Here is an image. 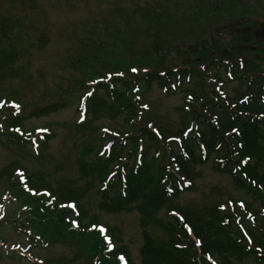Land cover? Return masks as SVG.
<instances>
[{"label":"rangeland","instance_id":"1","mask_svg":"<svg viewBox=\"0 0 264 264\" xmlns=\"http://www.w3.org/2000/svg\"><path fill=\"white\" fill-rule=\"evenodd\" d=\"M0 50L19 56L17 77L0 83V132L12 114L25 116L43 105L64 104L57 113L22 124L25 133L50 130L52 139L46 143L19 146L9 142L11 131L0 134V170L17 163L28 175L42 174L53 188L68 181L86 186L79 206L119 232L135 264L144 233L155 245L167 247L173 208L204 215L228 200L250 202L228 175L212 171L211 160L193 168L198 175L192 190L167 198L141 227L143 216L135 210L111 215L99 211L100 184L96 178L82 179L79 168L102 165L96 152L108 138L128 146V138L142 128L157 135L158 129L174 135L182 129L187 85L166 95L155 84L146 88L139 81L132 83L138 76L207 67V77L221 81L218 92L232 98L241 84L209 63L264 57V0H0ZM117 79L130 82L129 98L137 106L135 126L122 117L84 120L78 107L88 86ZM98 96L106 99L102 91ZM19 133L13 132L22 143ZM163 155L153 147L143 162L136 155L135 160L147 166L140 184L152 178L155 185L167 164ZM17 187L0 180V264H93L90 249L96 239L66 238L55 217L48 225L39 223L31 214L35 205ZM231 264L256 263L245 259Z\"/></svg>","mask_w":264,"mask_h":264},{"label":"trees","instance_id":"2","mask_svg":"<svg viewBox=\"0 0 264 264\" xmlns=\"http://www.w3.org/2000/svg\"><path fill=\"white\" fill-rule=\"evenodd\" d=\"M18 57L15 51L0 50V83L17 77L14 67ZM87 59L89 57L85 62ZM209 66L222 69L227 77L239 81L241 87L232 98L218 92L221 81L217 77H207V67L203 70L183 67L138 76L132 83L139 81L146 88L155 84L166 95L187 85L181 111L184 115L182 129L175 135L158 129L157 135L142 128L135 137L128 138V146L117 138H108V143L96 152L102 165H80L82 179L96 178L100 184L98 210L109 215L135 210L143 216L141 227L144 218L158 213L167 198L192 190L198 175L193 168L211 160L212 171L228 175L249 198L250 202H242V206L228 200L207 209L204 215L173 208L168 215L167 247L155 245L144 233L138 264H231L232 260L245 259L264 264V57L249 56L228 63L218 60L210 62ZM88 87L78 107L84 120L122 117L125 124L135 126L137 106L129 98L128 80L117 79ZM100 91L106 99L98 96ZM63 108L62 103H51L25 116L12 114L0 134L11 131L7 136L9 142L19 146L46 143L52 139L50 130L25 133L21 130L22 124L26 120L48 117ZM14 131H21L22 143ZM152 147L163 150L167 160L154 186L152 178L140 184L139 177L147 166L135 160L137 155L143 162ZM2 179L14 182L32 201L35 207L31 214L39 223L45 221L48 225L55 217L56 225L66 238H95L97 245L90 249L94 253L91 263L135 264L119 232L103 226L112 246L109 248L98 231L102 225L79 206L86 186L68 181L53 188L42 174L28 175L17 163L0 170ZM23 185L33 194L24 192Z\"/></svg>","mask_w":264,"mask_h":264},{"label":"snow or ice","instance_id":"3","mask_svg":"<svg viewBox=\"0 0 264 264\" xmlns=\"http://www.w3.org/2000/svg\"><path fill=\"white\" fill-rule=\"evenodd\" d=\"M135 71V70H134ZM3 106V104H2V102H0V107H2ZM121 260H123V257H121Z\"/></svg>","mask_w":264,"mask_h":264}]
</instances>
